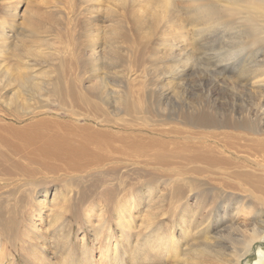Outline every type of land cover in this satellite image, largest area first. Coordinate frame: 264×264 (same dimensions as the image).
Masks as SVG:
<instances>
[{"label": "rangeland", "instance_id": "1", "mask_svg": "<svg viewBox=\"0 0 264 264\" xmlns=\"http://www.w3.org/2000/svg\"><path fill=\"white\" fill-rule=\"evenodd\" d=\"M164 1L0 0L10 37L2 58L9 69H0V264H237L241 255L255 264L264 252V148H226L241 131L227 128L223 139V129L182 123L204 111L263 127L264 67L249 78L240 60L264 66V49L255 59L240 47L238 24L222 13L230 22L211 27L200 8L211 1L173 0L172 22L200 42L190 41L198 50L193 75L174 89L151 36ZM213 4L225 10L224 0ZM96 24L95 46L87 37ZM228 54L237 63L220 74ZM54 135L85 151L83 159L46 151ZM254 231L262 233L251 241ZM159 233L175 246L145 258L143 241Z\"/></svg>", "mask_w": 264, "mask_h": 264}, {"label": "bare ground", "instance_id": "2", "mask_svg": "<svg viewBox=\"0 0 264 264\" xmlns=\"http://www.w3.org/2000/svg\"><path fill=\"white\" fill-rule=\"evenodd\" d=\"M160 1V0H159ZM192 3L194 2H199L197 4H200V0H191ZM211 1V5H207L210 3H205L203 4V6H201L200 8L204 9L203 12V17L206 18V20L208 19V21H210L209 25H211V27L215 28V27H219L220 25H226L228 22H230L229 20H223L221 17V14H223V16L228 17L229 19H231V21H236V23L238 24L239 27V31H237L235 33L234 38L236 40L241 41L240 42V47L242 48H249V52L251 53V51L255 54V56H252L253 58L255 57H260L262 54H258L256 53L258 50H263L264 49V0H224L225 1V5L223 6V8H225V10L223 9V11L220 12L219 9L216 8V6L213 4L218 0H208ZM13 2V1H12ZM98 2V1H97ZM171 2H173V0H165L164 1V5H162L161 7H163V18L162 19V24L161 26H159L160 24L156 21V23H154L156 25V27L154 28L155 30H153V33L151 34L152 37H154V43L155 44V54H156V59H159L161 63L164 64V68L165 71L167 73V78L169 79L170 82H172L173 88H180L181 85H185L184 83L189 81L187 80L186 75H191L197 66V60L195 57V52L197 53V51L193 50V46L191 44L192 40L196 41L197 44L200 43L199 40L197 39H191L190 37V32L189 30H187L185 27L181 26V23H178L177 21L172 22L171 16H169L167 14V8L169 5H173ZM189 2V1H188ZM203 2V1H202ZM201 2V3H202ZM207 2V1H206ZM11 3V2H9ZM8 3V4H9ZM159 3V2H158ZM160 4V3H159ZM163 4V3H162ZM188 4V3H187ZM96 5V4H95ZM158 5V4H157ZM189 5V4H188ZM194 5V4H193ZM218 5V4H217ZM219 5L221 6V4L219 3ZM218 5V7H219ZM13 7V5H12ZM184 7V6H183ZM196 7V6H195ZM222 7V6H221ZM19 8V4L16 5V7H13L11 9H13V12L11 13V20L14 21L16 19L17 16V10ZM98 8V7H97ZM100 8V5H99ZM101 8L103 10V6L101 5ZM220 8V7H219ZM92 9V8H91ZM160 9V8H159ZM172 10V9H171ZM202 10V9H201ZM222 10V9H221ZM104 11V10H103ZM162 11V9H161ZM93 12V10L91 11ZM99 12V9H98ZM171 13V11H170ZM92 14V13H91ZM102 14V13H100ZM94 15V14H93ZM175 16V15H174ZM220 16V17H219ZM94 17V16H93ZM92 17V18H93ZM96 17V16H95ZM197 17V16H196ZM225 17V19H226ZM234 17V19H233ZM99 18V17H98ZM96 19V18H95ZM159 19V18H158ZM199 20V19H198ZM93 21V20H91ZM90 21V22H91ZM170 21V22H169ZM201 21V20H200ZM95 22V21H94ZM166 22L168 24H166ZM196 22V21H194ZM203 22V19H202ZM157 23L158 26L157 27ZM235 23V22H234ZM196 24V23H195ZM194 24V25H195ZM205 24V22H204ZM198 25V24H197ZM154 26V25H153ZM233 26V25H232ZM11 27V26H10ZM189 27V26H188ZM191 27V26H190ZM209 27V26H208ZM3 27H0V69H4V71H7L9 69V65H7L8 62H4V60L2 59L3 57H6L8 54V44L10 43L9 39L10 37L6 34L7 32H5V30L2 29ZM194 28V27H193ZM196 28V27H195ZM201 28V27H200ZM205 28V27H204ZM109 29V28H108ZM118 29V28H117ZM219 29V28H218ZM229 29V28H228ZM231 29V28H230ZM203 30V29H202ZM220 30V29H219ZM112 31V30H111ZM193 31V30H192ZM198 31V30H197ZM210 31V30H209ZM217 31V30H216ZM227 31V30H226ZM201 32V31H200ZM211 32V31H210ZM215 32V31H214ZM229 32V31H227ZM197 33V32H196ZM199 33V32H198ZM220 33V32H219ZM111 35V34H110ZM113 35V34H112ZM231 35V34H230ZM209 36V35H208ZM101 37V28L99 27L98 24H96L95 26H93V28L89 31V35L87 37V41H92L93 44H95V46L97 45V43L99 42ZM196 37V36H195ZM12 38V37H11ZM223 39V37H222ZM152 40V38H151ZM110 41V40H109ZM191 41V42H190ZM231 41V40H230ZM210 42V41H209ZM109 43V42H108ZM90 44V43H89ZM233 44V42H232ZM218 45V44H217ZM90 46V45H89ZM99 46V44H98ZM196 46V45H195ZM89 48V47H88ZM96 48V47H95ZM199 49V48H198ZM248 50V49H246ZM8 51V52H7ZM96 49L92 51V57L95 56L96 54ZM90 52V51H89ZM248 52V53H249ZM262 52V51H261ZM264 53V52H263ZM215 54V53H214ZM218 54V53H217ZM115 56V55H114ZM91 57V58H92ZM108 57V56H107ZM212 57V56H211ZM217 57V56H215ZM221 57V56H220ZM96 58H99V54L96 55ZM95 58V59H96ZM155 58V57H154ZM210 58V57H209ZM90 59V58H89ZM116 59V58H115ZM256 59V58H255ZM94 60V58H93ZM240 60V58H239ZM238 60V61H239ZM244 60V59H243ZM241 61V66L240 69H242V73L241 75H243V73L245 74L246 72H248V77L250 75H255L262 70V68L264 67L263 65L261 66V64H258V60L257 61H253L254 65L251 66V69L249 67H246L245 65H243L244 61ZM224 62V64L221 66L220 68V74H225L227 72V68H229V66H235L237 61L235 60V57H233L231 54H228L226 56H224L223 60H221ZM115 62V61H114ZM252 62V61H251ZM116 63V62H115ZM6 64V65H5ZM92 64V63H91ZM102 64V63H101ZM211 67L214 66V69L217 70L219 69L220 64H218V62H210ZM130 67V66H129ZM256 67V68H255ZM252 68H255L252 70ZM212 70V69H211ZM229 70V69H228ZM250 70V71H249ZM218 71V70H217ZM216 72V71H215ZM218 73V72H217ZM252 73V74H249ZM264 74V72H263ZM193 75V74H192ZM100 78V77H99ZM166 78V77H165ZM237 78V77H236ZM251 78V77H249ZM258 78V77H257ZM256 78V79H257ZM246 79V80H245ZM245 83L247 85V83H250L248 78H245ZM187 80V81H186ZM217 80V79H216ZM263 81V80H262ZM69 85V84H68ZM253 85V84H252ZM70 86V85H69ZM68 86H66L65 88H67ZM184 87V86H183ZM250 87V86H249ZM253 87V86H252ZM186 88V86H185ZM264 87L262 86H258L257 88V92H262L259 91L261 89H263ZM78 89V88H77ZM252 89V88H251ZM73 90V89H71ZM83 90V89H82ZM68 91V90H67ZM256 92V91H255ZM84 93V92H83ZM225 93V92H224ZM264 93V91H263ZM70 94V93H69ZM85 94V93H84ZM71 95V94H70ZM73 95V94H72ZM260 95V94H259ZM68 96V95H67ZM79 96V95H78ZM263 96V99L261 97L260 102L258 103L259 105L257 107H260L261 109L264 107V94L261 95ZM85 98V97H84ZM73 99V97H72ZM88 99V98H87ZM66 102H68L66 100ZM74 103V102H73ZM244 103V102H243ZM66 104V103H65ZM125 105V104H124ZM68 107V106H66ZM70 107V106H69ZM68 107V108H69ZM217 110V109H216ZM256 110V108H255ZM258 110V109H257ZM264 110V109H263ZM260 112V111H259ZM263 112V111H262ZM208 112H199L197 114L194 115H190V117H186L184 120H182V123H185L187 125H191L194 127H198V128H204V129H215V130H220L223 129L224 131H222L221 135L224 138H230V133L227 131V128H230L232 130H239L241 131L240 133H234L235 137H236V141H232L230 142V140L227 142L225 141V143H223L224 147H229V148H236V147H240L243 148L245 151L246 150H254L255 152H258V149L263 150L262 148H264V141L261 140V137H264V126L262 127L259 123L257 124L253 119L249 120V119H243L242 117L239 119L238 122H234L232 121V119H229V123L228 122H224L221 123L220 121H216V118H211V117H207V115H209L210 113ZM255 114V113H254ZM258 114V113H257ZM261 114V113H260ZM264 114V113H263ZM239 115V114H238ZM261 116V115H259ZM92 118V117H91ZM262 118V117H261ZM259 118V119H261ZM227 119V118H226ZM236 120V119H235ZM263 121V120H262ZM181 122V121H180ZM264 121L262 122V125ZM50 128V126H49ZM61 132V131H59ZM62 133V132H61ZM58 134V133H57ZM40 135V134H39ZM68 135V134H67ZM35 136V135H34ZM217 136V135H216ZM43 137V136H42ZM46 137V136H45ZM50 137V136H49ZM218 137V136H217ZM48 138V137H47ZM40 140V139H39ZM219 140V139H218ZM235 140V139H234ZM31 141V140H30ZM43 141V140H42ZM48 142L46 143L45 146V150L48 151L49 153H52V155L55 156H60V155H64V154H69V152L72 154H70V156H68V160L70 162L73 161V163L75 164V162H79L80 160L83 159V150L76 148L75 145L72 147V142H69V139L66 140H61L58 137H56L55 135L52 136V138H50L49 140H47ZM20 143V142H19ZM37 143V142H36ZM35 143V144H36ZM222 143V142H221ZM21 144V143H20ZM201 144V143H200ZM12 145V144H11ZM23 145V144H22ZM51 145L55 148V149H51ZM211 145V144H210ZM21 146V145H20ZM49 147V148H47ZM219 147V145H218ZM211 148V147H210ZM21 149V148H20ZM33 149V148H32ZM40 149V148H39ZM65 149V150H64ZM213 149V148H212ZM237 149V148H236ZM41 150V149H40ZM81 150V151H80ZM211 150V149H210ZM216 150V149H215ZM221 150V148H220ZM239 151V149H237ZM242 150V149H241ZM29 151V150H28ZM65 151V152H63ZM25 152V151H24ZM41 152H43L41 150ZM247 152V151H246ZM42 154V153H41ZM87 155H89V153H85ZM19 155V154H18ZM46 156V155H44ZM36 157V156H35ZM202 158V157H201ZM57 159V158H56ZM55 159V160H56ZM67 159V158H64ZM205 159V158H204ZM214 161V160H213ZM216 162V161H215ZM215 164V163H214ZM67 167V166H66ZM114 167V166H113ZM79 175V174H78ZM81 175V174H80ZM153 192V191H152ZM151 193V192H150ZM148 195V194H146ZM143 196V195H142ZM141 196V197H142ZM148 197V196H145ZM150 197V196H149ZM109 198V197H108ZM144 198V197H143ZM140 199V198H139ZM146 199V198H145ZM130 201V200H129ZM53 202V201H52ZM128 202V201H127ZM70 203V202H69ZM133 203V202H132ZM141 204V203H140ZM54 205V204H52ZM132 206V205H131ZM57 207V206H56ZM125 207V206H124ZM51 208H53L51 206ZM62 208V207H61ZM131 208V207H130ZM133 208V207H132ZM131 208V209H132ZM39 212L40 210H42V208L38 209ZM51 211V210H50ZM50 213V212H49ZM53 213V211L51 212V214ZM119 213V212H118ZM147 213V212H146ZM88 215V214H87ZM119 215V214H117ZM50 216V215H49ZM89 216V215H88ZM48 217V216H47ZM120 216H118L119 219ZM60 218V215H59ZM127 218V217H126ZM133 218V217H132ZM45 219V218H44ZM99 219V218H98ZM101 219V218H100ZM117 220V218H116ZM120 220V219H119ZM128 220V219H127ZM101 221V220H100ZM50 221L48 220V223ZM116 222V221H115ZM55 223V222H54ZM119 223V221H118ZM63 224V223H62ZM106 224V223H105ZM53 225V224H52ZM120 225V223H119ZM118 227V226H117ZM109 228V227H108ZM121 228V227H120ZM110 229V228H109ZM107 229V230H109ZM122 229V228H121ZM127 229V228H126ZM51 230V229H50ZM44 231V230H43ZM47 231V229H46ZM69 231V230H68ZM45 232V231H44ZM123 232V231H120ZM255 232V231H254ZM33 233V232H32ZM49 233V232H48ZM166 233V232H165ZM262 232H255L253 236H251V241H255L256 239L260 238V234ZM45 234V233H44ZM124 234V233H123ZM47 235V234H46ZM185 235V234H184ZM37 236V235H36ZM45 236V235H44ZM57 236V235H56ZM126 236V235H125ZM176 236V235H175ZM173 237V236H172ZM169 235L165 236L162 233L153 235V236H148V238L146 240L143 241L144 246H146L145 251L147 252V254L145 253L144 256L152 254L155 252H159V249H167V245H173L175 246L176 244V238H172ZM178 237V236H177ZM186 237V236H183ZM207 237V236H206ZM58 237H56L57 239ZM67 238V237H66ZM181 238V237H180ZM61 239V238H60ZM141 240V239H140ZM63 241V240H61ZM180 241V240H179ZM250 241V242H251ZM50 242V239H49ZM128 242V241H127ZM67 244V242H65ZM117 243V242H115ZM252 243V242H251ZM48 244V243H47ZM54 244V243H53ZM58 244V242L56 243V245ZM69 244V243H68ZM125 244V242H124ZM249 244V243H248ZM50 245V243H49ZM52 245V244H51ZM50 245V246H51ZM79 248L81 251H83V249H85L84 246V241H82L81 244H78ZM113 245V243H112ZM115 245V244H114ZM121 245V244H120ZM180 245V244H179ZM252 245V244H249ZM61 246V245H59ZM58 246V247H59ZM70 246V245H69ZM122 246V245H121ZM129 246V245H128ZM123 247V246H122ZM134 247V246H133ZM140 247V246H139ZM177 247V246H176ZM250 247V246H249ZM248 247V248H249ZM60 248V247H59ZM58 248V249H59ZM128 248V247H127ZM135 248V247H134ZM170 248V247H169ZM168 248V249H169ZM61 249V248H60ZM104 249V248H103ZM137 249V248H136ZM106 250V249H105ZM135 250V249H134ZM144 250V249H143ZM176 250V248H175ZM263 250V249H262ZM64 251V250H63ZM62 251V252H63ZM76 251V250H75ZM139 251V249H138ZM142 251V250H140ZM201 251V250H200ZM248 251V250H247ZM246 251V252H247ZM59 252V250H58ZM111 252V251H110ZM124 252V251H122ZM128 252V251H127ZM161 252V251H160ZM166 252V251H165ZM202 252V251H201ZM69 253V252H68ZM42 254V253H41ZM71 254V253H70ZM128 254V253H127ZM138 254V253H137ZM160 253H158L157 255H159ZM194 254V253H193ZM85 255V254H84ZM112 257H116L117 256V251L114 250L112 252ZM126 255V254H125ZM156 255V256H157ZM196 255V254H195ZM238 255V254H237ZM258 255H259V259L256 261L255 264H264L262 257L264 256V252H262L261 250L258 251ZM41 256V255H40ZM39 256V257H40ZM62 256V255H61ZM71 256V255H70ZM122 256V255H121ZM124 256V255H123ZM139 256V255H138ZM151 256V255H150ZM60 257V256H59ZM149 257V256H148ZM205 257V256H204ZM120 258V257H119ZM122 258V257H121ZM120 258V260H122ZM147 258V256L145 257ZM150 258V257H149ZM108 259V258H107ZM205 259V258H204ZM224 259V258H223ZM59 260V259H58ZM57 260V261H58ZM110 260V259H108ZM139 260V259H136ZM143 260V259H142ZM203 260V259H202ZM247 260V256L246 255H241L238 259V261H236L237 264H246L243 263V261ZM61 261V260H60ZM114 263H117L116 260H112ZM124 261V260H123ZM128 261V260H127ZM132 261V260H131ZM145 261H148L147 259ZM144 261V262H145ZM151 261V259H150ZM153 261V260H152ZM156 261V260H155ZM45 262V261H44ZM64 262V261H63ZM190 262V261H189ZM196 262V261H195ZM48 263V262H47ZM60 263V262H59ZM112 263V262H111ZM124 263V262H123ZM42 264V263H41ZM44 264V263H43ZM58 264V263H57Z\"/></svg>", "mask_w": 264, "mask_h": 264}]
</instances>
